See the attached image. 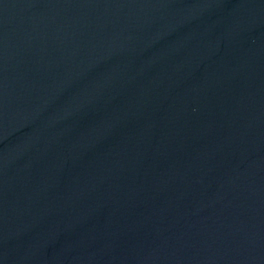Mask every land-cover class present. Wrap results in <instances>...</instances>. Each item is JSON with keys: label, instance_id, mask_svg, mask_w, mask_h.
<instances>
[{"label": "water", "instance_id": "1", "mask_svg": "<svg viewBox=\"0 0 264 264\" xmlns=\"http://www.w3.org/2000/svg\"><path fill=\"white\" fill-rule=\"evenodd\" d=\"M0 264H264V0H0Z\"/></svg>", "mask_w": 264, "mask_h": 264}]
</instances>
